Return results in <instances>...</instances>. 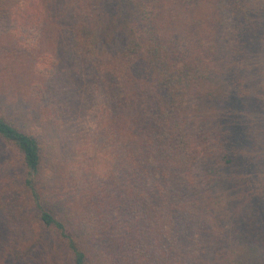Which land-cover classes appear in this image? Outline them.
Instances as JSON below:
<instances>
[{
  "label": "rangeland",
  "instance_id": "1",
  "mask_svg": "<svg viewBox=\"0 0 264 264\" xmlns=\"http://www.w3.org/2000/svg\"><path fill=\"white\" fill-rule=\"evenodd\" d=\"M147 1L154 16L143 22L134 0H0V107L19 127L40 132L38 185L46 204L59 214L84 203L89 186L102 182L94 175L109 157L114 161L111 123L98 122L95 110L106 92L105 73L123 87L112 67L120 61V38L158 35L160 45H150L149 57L170 64H189L202 53L212 73L201 75L198 86H185L187 97L171 119L172 125L184 120L188 137L201 146L192 184L177 174L199 196L198 214L206 220L201 236L208 244L207 258L196 259L200 264H264V0ZM79 35L87 47L78 42ZM45 60L53 63V73L36 69ZM179 88L177 97L183 98V85ZM150 99L152 112L161 116L162 100ZM109 108L116 110L114 101ZM152 121L157 131L162 129L158 119ZM179 138L172 134L166 142ZM223 154L230 161L222 160ZM23 174L18 156L0 143V264L22 263H17L21 248L33 234H43ZM38 246L27 264L65 263L48 236ZM115 249L110 239L92 253L108 258Z\"/></svg>",
  "mask_w": 264,
  "mask_h": 264
},
{
  "label": "trees",
  "instance_id": "2",
  "mask_svg": "<svg viewBox=\"0 0 264 264\" xmlns=\"http://www.w3.org/2000/svg\"><path fill=\"white\" fill-rule=\"evenodd\" d=\"M184 1L190 5L197 2ZM134 2L141 21L152 19L153 7L149 1ZM44 18L37 24H42ZM140 20L139 23L132 22L137 31ZM26 25L23 23L21 29ZM152 30L155 32L158 28ZM141 35L139 38L136 35L120 38L117 43L120 61L112 67L123 87L118 88L109 74L101 75L105 79L106 92L95 114L103 125L107 121L111 123L114 161L109 157L100 174L94 175L97 182H102L98 188L94 184L89 186L84 203L72 204L59 214L46 204L38 185L43 157L40 132L19 127L0 107V143L7 152L20 159L24 168L22 181L43 231V234L38 232L29 237L30 244L21 248L17 263L27 264L26 258L39 247L44 235L52 239L54 247L66 258L64 264H200L197 257L207 258L208 244L202 238L204 235L201 236L206 220L203 222L198 214L199 196L196 199L193 191L177 179L180 172L185 175L187 184H192L194 162L201 146L188 137V125L184 120L172 125L171 119L187 97L185 86H198L201 75L208 77L212 73L211 64L202 53L197 55L199 59L190 58L194 61L189 64L180 60L170 64L160 57L151 60L149 47L160 45L155 40L158 35L149 36L148 40L144 32ZM78 42L83 44L82 47L87 45L80 35ZM140 45H144L143 48ZM137 47L143 51L138 52ZM96 51L91 45L90 52ZM217 63H220L219 59ZM36 67L49 74L54 71L53 63L51 65L48 60L41 61ZM106 70L108 72V68ZM180 85H183V98L179 97ZM148 87L154 93L148 92ZM149 93L154 100H162L161 116L152 112L154 102ZM225 93L222 92L224 96ZM113 101L116 110L110 111L109 105ZM152 118L159 120L161 130L154 128ZM207 129L212 131L209 126ZM203 133L206 132L203 130ZM172 134L180 136L173 144L166 142ZM221 159L230 161L224 154ZM110 239L116 249L106 254L108 258L92 253L100 241L108 244Z\"/></svg>",
  "mask_w": 264,
  "mask_h": 264
}]
</instances>
